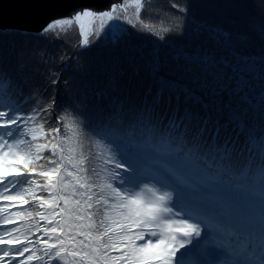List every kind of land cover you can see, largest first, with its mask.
<instances>
[{
    "label": "snow or ice",
    "instance_id": "obj_1",
    "mask_svg": "<svg viewBox=\"0 0 264 264\" xmlns=\"http://www.w3.org/2000/svg\"><path fill=\"white\" fill-rule=\"evenodd\" d=\"M149 2L84 7L41 34L75 24L86 47L106 30L119 40L126 30L112 22L122 20L164 40L141 18ZM171 7L182 35L188 8ZM192 31L222 54L178 49L162 75L154 50L138 104L112 98L80 111L53 97L25 115L29 99L0 68V264H264V55L240 54L219 29ZM54 109V126L37 122ZM257 158L259 183H239ZM236 218L246 233L238 250L221 239ZM209 249L224 258H204Z\"/></svg>",
    "mask_w": 264,
    "mask_h": 264
},
{
    "label": "trees",
    "instance_id": "obj_2",
    "mask_svg": "<svg viewBox=\"0 0 264 264\" xmlns=\"http://www.w3.org/2000/svg\"><path fill=\"white\" fill-rule=\"evenodd\" d=\"M174 2L188 8L182 35L176 28L178 13L171 7ZM141 18L165 39L160 40L140 24L132 28L122 20L112 22L126 30L119 40H114L106 30L98 39L90 36L86 47H81V36L75 24L46 34L0 30V68L13 76L29 99L22 107L23 113L27 115L33 108L43 107L53 97L59 109L68 108L71 103L80 111L86 110V104L106 105L112 98L140 103V83L147 82L144 64L154 50L160 55L162 75H169L170 69L175 67L173 54L178 49L191 53L203 48L222 54L223 48L208 39V32L199 37L194 35L192 29L197 24L229 33L228 45L242 55H264V0H150ZM165 28L170 31L164 32ZM53 79L56 84L52 83ZM184 82L191 84L190 80ZM4 95L7 100L9 94ZM12 98L17 99V96ZM40 115L43 121L38 118V123L54 126L60 111L54 109ZM258 166L257 158L248 177L238 182L258 184Z\"/></svg>",
    "mask_w": 264,
    "mask_h": 264
},
{
    "label": "water",
    "instance_id": "obj_3",
    "mask_svg": "<svg viewBox=\"0 0 264 264\" xmlns=\"http://www.w3.org/2000/svg\"><path fill=\"white\" fill-rule=\"evenodd\" d=\"M122 0H0V30L40 33L57 18H66L84 7L107 10Z\"/></svg>",
    "mask_w": 264,
    "mask_h": 264
},
{
    "label": "rangeland",
    "instance_id": "obj_4",
    "mask_svg": "<svg viewBox=\"0 0 264 264\" xmlns=\"http://www.w3.org/2000/svg\"><path fill=\"white\" fill-rule=\"evenodd\" d=\"M122 2L123 1H121V3ZM248 199H249V203H250L252 198L249 197ZM244 207H245V210H247V205H245ZM239 219L240 218H236L230 224L225 225L224 232L221 234V237H223V238L228 237L229 238V241L227 242L228 246H230L231 244H234L235 245L234 248H236L237 250L245 241L244 236H246V233H245V230L243 227V221L241 219L240 220ZM235 228H238V229H235ZM236 231L240 232L241 234L239 235L240 238H237L236 243H235L234 237H235ZM203 235H204V233H202V236ZM214 252H215L214 250L209 249V250H207L206 254H209L210 256H212V254Z\"/></svg>",
    "mask_w": 264,
    "mask_h": 264
},
{
    "label": "bare ground",
    "instance_id": "obj_5",
    "mask_svg": "<svg viewBox=\"0 0 264 264\" xmlns=\"http://www.w3.org/2000/svg\"><path fill=\"white\" fill-rule=\"evenodd\" d=\"M113 4H114V3H113ZM115 4H116V3H115ZM73 14H74V13H73ZM73 14H72V15H73Z\"/></svg>",
    "mask_w": 264,
    "mask_h": 264
}]
</instances>
